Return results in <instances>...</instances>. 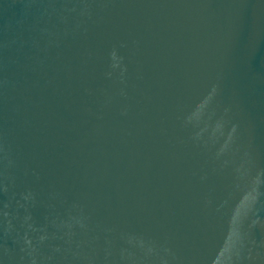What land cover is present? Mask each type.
<instances>
[{
	"label": "water",
	"instance_id": "1",
	"mask_svg": "<svg viewBox=\"0 0 264 264\" xmlns=\"http://www.w3.org/2000/svg\"><path fill=\"white\" fill-rule=\"evenodd\" d=\"M0 264H264V0H0Z\"/></svg>",
	"mask_w": 264,
	"mask_h": 264
}]
</instances>
